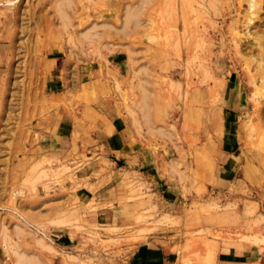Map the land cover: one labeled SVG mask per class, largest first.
I'll return each mask as SVG.
<instances>
[{
  "label": "rangeland",
  "instance_id": "rangeland-1",
  "mask_svg": "<svg viewBox=\"0 0 264 264\" xmlns=\"http://www.w3.org/2000/svg\"><path fill=\"white\" fill-rule=\"evenodd\" d=\"M224 236L264 250V0H0V264Z\"/></svg>",
  "mask_w": 264,
  "mask_h": 264
},
{
  "label": "crops",
  "instance_id": "crops-1",
  "mask_svg": "<svg viewBox=\"0 0 264 264\" xmlns=\"http://www.w3.org/2000/svg\"><path fill=\"white\" fill-rule=\"evenodd\" d=\"M120 134L118 125H115L113 121H109L97 132L103 143L106 141V147L112 144L120 145ZM230 173L231 170L227 173V177L221 179L230 180ZM224 237V240L217 242L215 264H263L264 250L262 246L253 245L244 239ZM169 257V249L158 241H150L137 246L132 256V264H169Z\"/></svg>",
  "mask_w": 264,
  "mask_h": 264
},
{
  "label": "bare ground",
  "instance_id": "bare-ground-1",
  "mask_svg": "<svg viewBox=\"0 0 264 264\" xmlns=\"http://www.w3.org/2000/svg\"><path fill=\"white\" fill-rule=\"evenodd\" d=\"M132 16V15H131ZM130 20V19H129ZM139 23V22H138ZM257 96H258V94L257 93H255L254 95H253V97H254V100L257 98ZM253 100V99H252ZM257 100V99H256ZM21 256V255H20ZM24 262V261H23Z\"/></svg>",
  "mask_w": 264,
  "mask_h": 264
}]
</instances>
